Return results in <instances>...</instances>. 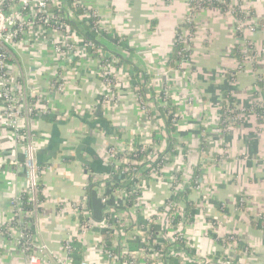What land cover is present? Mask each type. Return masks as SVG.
Listing matches in <instances>:
<instances>
[{"label":"crops","instance_id":"1","mask_svg":"<svg viewBox=\"0 0 264 264\" xmlns=\"http://www.w3.org/2000/svg\"><path fill=\"white\" fill-rule=\"evenodd\" d=\"M240 2L260 25L255 33L248 34L249 41L264 47V0ZM85 3L97 11L109 34L102 37L105 45L102 46L121 62L131 78L114 91L118 104L104 107L102 101L108 89L92 57L58 67L52 52L45 45L37 46L30 36L16 51V61L29 87L44 93L50 108L48 114L32 121L33 132L39 136L35 143L36 162L44 198L32 228L37 243L47 245L53 256L62 258L65 242L73 239L77 249L75 264H105L99 249L101 243L109 248L126 244L128 251L137 253L138 263L179 264L178 259L169 255L173 249L166 238L167 231L162 228L163 222L156 216L155 223L147 222L150 216L162 212L171 199V178L177 170L190 178L197 172L200 185L195 190L192 184L180 195L186 214L183 230L189 245L187 254L220 260L224 252L228 258L225 261L232 264H264L262 121L247 113L239 125L225 129L219 118L224 94L234 100H228L227 104L239 110L258 108L264 102V56L258 68L241 69V60L234 51L239 44L234 18L219 8H210L196 17L191 49L194 59L187 68L190 73L184 76L177 72L171 58L176 34L188 16L190 0H85ZM125 52L136 56V62L126 59ZM141 56L149 59L151 67L165 61V66L154 72L166 70L171 75L168 83L171 96L167 103L159 99L161 83L144 69ZM57 74L65 78V87L50 91ZM153 80L156 84H152ZM133 81L139 82L143 92L149 90L154 117L151 126L156 125L155 132L163 134L155 142L162 144L167 137L170 162L160 176L147 175L140 182L142 190L135 202L128 203L121 192L131 184L122 175L114 174L108 151L116 147L131 152L146 139L144 130L149 125L143 122ZM257 86L261 87L260 96L256 94ZM169 107L175 110L178 123L173 132L167 127L162 130L163 123L159 129L162 110ZM202 140L207 142L205 149L200 145ZM80 147H84L82 158L90 165L77 158ZM0 150L8 157L24 159L22 150L16 151L6 134L0 135ZM27 186L24 176H14L8 169L5 174L0 172V225L13 219L11 201ZM103 190L108 205L124 213L127 219L123 238L117 231L96 225L106 209ZM85 224L94 227L83 235ZM228 235H235L246 248L243 251L232 245L225 248L221 240ZM144 240L150 246L156 244V251H164L158 257L146 253L141 248L147 247ZM22 263L17 247L0 238V264ZM44 264L58 262L48 258Z\"/></svg>","mask_w":264,"mask_h":264},{"label":"built area","instance_id":"2","mask_svg":"<svg viewBox=\"0 0 264 264\" xmlns=\"http://www.w3.org/2000/svg\"><path fill=\"white\" fill-rule=\"evenodd\" d=\"M216 6L235 20L236 33L239 40L238 52L241 56V69L254 64V62L258 63L264 56V47L258 48L257 45L251 44L248 38V34L255 33L260 25L253 20L250 10H244L240 0H190L188 16L185 19L186 27H181L176 34L177 43L182 45L178 53V60L175 62L177 72H183L185 66L189 63V58L191 57V49L189 47L195 37L193 29L195 28L197 15L203 10L216 8ZM78 9L82 10L80 15L76 14ZM89 19H94L92 30L96 31L98 37H103L101 33L107 32V30L101 25L97 11L86 6L85 0H71V3L69 0H0V133L10 136L16 151L21 149L24 156L21 161L18 156L8 157L0 150V172L5 174L8 169L14 176H24L28 180L27 188L13 197L11 201L13 219L2 225L4 227L0 230V234L10 237L9 232H11V229L18 231L16 241L19 249L24 254L25 264H44L48 258L57 260L58 264H74L75 248L73 239L67 240L63 247L65 256L56 258L52 255L47 245L37 243L32 231L34 227L32 219L37 217L42 204L39 199L41 187L40 170L36 162L37 151L35 144L39 136L33 132L32 121L48 114L50 108L46 104L44 96L41 97L39 93L32 94L30 91L29 93L24 91V93L18 94V90L23 85L21 86L22 83H18L21 75L15 65L16 51L24 39L29 36V33H35L37 38L40 39L38 45L41 48L45 45L46 49L52 52L54 60L58 58L57 63L62 61L63 64H71L78 59L97 57V61L101 60V63L99 61L98 63L100 72H102L100 76L103 78L104 84L108 90L115 91L120 86H118L113 77V72L116 73L119 66H116L112 57L111 59L110 57L105 59L106 50L97 42V38L95 41L99 44V47L84 39L75 25ZM55 78L58 81L57 83L54 82L55 80L52 81V84L54 83L52 85L53 88L58 91L63 90L65 78L63 75ZM61 81L62 85H60ZM138 90L135 89L140 113L144 119V124L149 125L148 129L144 130L146 139L141 143L140 149L134 148L131 152L121 151L116 147H110L108 151L110 163L114 167V174H120L124 177L125 182L133 183L131 193L135 196V200L138 197V191L134 189V186L137 184L141 186L140 182L146 178L144 172L148 171V177L160 176L164 166L168 164L166 160H170L168 153L166 151L162 153L158 148V142H155L154 139L156 130L154 127L156 125L151 126L154 123V117L151 112L150 100L148 99L149 91L144 90L145 95H138ZM170 93V87H165L161 91L162 97L159 99L163 98L167 103L170 99L168 97ZM107 94L102 101L104 107H108L110 102H112V99ZM116 104H118V99L112 105L116 106ZM227 105L225 108H220L225 129H232V127L241 123L242 118L247 113L260 116L262 125H264V102L258 108L252 106L249 109L244 108L241 110L235 108V106H232L233 108L230 107L232 104ZM239 111L243 113V117H241L242 114H237ZM173 121L176 123L177 119ZM162 123L163 119H159V129L162 128ZM163 126L162 130L166 128L164 123ZM130 153H135L134 158L142 155V161H137L134 158L129 159ZM123 166L126 167L124 168ZM172 177L173 179H171L175 186L172 189L171 199L164 205L162 212L150 216L147 220L149 224H153L156 216L157 219L163 222L162 228L167 231L166 238L172 244L171 249L173 251L169 254L170 257L178 259L180 261L179 264H232L221 259H205L187 254L186 248L189 245L183 230L186 224V214L180 203V195L192 184H194L193 188H198L199 179L194 180L187 173L183 175L179 171H174ZM111 179L112 182L113 178ZM7 185L11 186L12 182L8 181ZM23 194L26 195L27 201L25 198L23 199ZM102 194L104 195L102 199L106 209L103 219L96 222V225L117 231L118 236L123 238L126 234L125 222L127 219L125 215H122L124 213L118 212L115 208L108 205V196L105 195L104 190ZM121 194L127 199V190H123ZM26 204L31 205L30 210L26 211ZM92 227L94 226L91 224H85L82 227L83 235H86ZM223 242L224 247L227 248L231 247V245L236 246L234 244L237 243V240L235 237H230ZM125 245L109 248L101 243L99 249L105 264H144L138 263L135 255L137 253L128 251ZM155 245L153 244V250H151L149 249L150 245L147 244L148 253L151 250L154 255L156 253L160 255L159 251L155 250ZM174 247L176 250H174Z\"/></svg>","mask_w":264,"mask_h":264},{"label":"rangeland","instance_id":"3","mask_svg":"<svg viewBox=\"0 0 264 264\" xmlns=\"http://www.w3.org/2000/svg\"><path fill=\"white\" fill-rule=\"evenodd\" d=\"M80 30H83V28H79ZM29 36H30V38H32L35 42H36V45H38L39 43H40V39H38L37 38V36L35 35V33H29ZM47 37H48V35H47ZM49 38V37H48ZM101 41H102V43H101ZM123 40H121L120 41V43L122 42ZM97 42H99V43H101V45H104L103 43H104V41H103V38L102 37H97ZM251 44H253V45H255L254 43H252V42H250ZM192 44H193V41H192V43H191V45H190V49H192ZM105 46V45H104ZM104 46H101L102 48H104L106 51H105V53L106 54H104L106 57H105V59H108V57H110V59H111V54H110V51L109 50H107ZM258 48H260V47H258ZM98 49H100V48H98ZM100 50H102V49H100ZM118 50H120V51H122L121 49H118ZM94 54V53H93ZM90 55H92V54H90ZM125 57H126V59H129L130 61H132L133 63L134 62H136V56H129V55H127V53L125 52ZM58 59V58H57ZM57 59H55V61H57ZM94 61H96L97 63H98V61L101 63V60L99 59L98 61H97V57H94L93 56V58H92ZM113 60H114V62L116 63V66H119L120 68H118L117 69V71H116V73H114L113 72V77L115 78V80H116V82L118 83V86H121V84L123 83V81L124 80H127V79H130L129 78V72L127 71V70H125L124 69V67L121 65V62H119V60H116V59H114V58H112ZM139 59H141L142 60V63H144V69L146 70L147 69V71H148V73H151V75L153 76V77H155V78H158V81L157 82H160L161 83V85H160V89H164L165 87H169V85H168V83H169V78H170V74H166V70H162V71H159V73H155L154 72V69H160L161 70V68L160 67H164L165 65V61H162L159 65H155L154 66V64L152 63V62H150L151 64H153V67H151V66H148V63H149V59L148 58H145L144 56L142 57H139ZM193 59H194V55H193V52H191V57L189 58V63H187V65L185 66V69H184V71L183 70H181V71H183V72H179V73H181V74H183L184 76H187V74L188 73H190L189 72V70L187 69L191 64H192V61H193ZM76 61H78V60H76ZM56 64H58V67L60 66V65H63V66H69L70 64H63L62 63V61H59V63H57L56 62ZM15 65H16V68H17V70L19 71V73H20V75H21V79L19 80V84H21V86H22V88H20L19 90H18V94H22V93H24V91H26L27 93H29V91H30V93H39L40 95H41V97L42 96H44L45 94L44 93H41L40 91H35V90H32V87L30 88L29 87V85H28V83H27V80H26V76L24 75V72L22 73V71H21V67L18 65V63H17V61H16V63H15ZM71 65H72V63H71ZM110 65V64H109ZM253 65V68H258V63H256V62H254V64H252ZM252 65H250V67L252 66ZM249 66V65H248ZM98 67L100 68V65H99V63H98ZM150 69H152V70H150ZM178 71V70H177ZM100 73V75L102 74V72H99ZM147 75V74H146ZM57 76H61V74H57L55 77H57ZM149 76V75H148ZM53 78L52 79V81L53 80H55L54 82H56L57 83V81H58V79L57 78ZM150 77V76H149ZM102 80H103V78H102ZM155 80V79H154ZM153 80V82H152V84L154 83V84H156L155 82L156 81H154ZM24 81H25V90H24ZM104 81V80H103ZM259 81H260V79H259ZM64 82H65V80H64ZM59 83V82H58ZM26 84H27V88H26ZM54 84V83H53ZM52 84V82H51V85H50V91H56L54 88H53V85ZM60 85H62V81L60 82ZM258 88H256V94H257V96H260V94H261V87L260 86H257ZM29 88L31 89V90H29ZM161 90V91H162ZM147 91H149V90H147ZM108 96H109V98H111L112 99V102H110V104H109V106H114V105H112V104H114V102H115V100L117 99V97H116V95H115V93H114V91L112 90H108V94H107ZM171 95H169L168 97H170ZM167 97V98H168ZM108 98V99H109ZM230 102L231 101H233L234 102V100L232 99V97H231V99L229 100ZM260 103H263V102H260ZM220 109V108H219ZM237 114H242V116L241 117H243V113L241 112V111H239ZM220 117H221V111H220ZM219 117V118H220ZM177 123V122H176ZM178 124V123H177ZM240 124V123H239ZM239 124H237V125H239ZM236 125V126H237ZM264 126V125H263ZM235 127V126H234ZM233 128V127H232ZM264 128V127H263ZM1 134V133H0ZM153 135V134H152ZM157 145H158V148L160 149V151L162 152V153H164L165 151H166V149L168 148L167 147V141L166 140H164V142L162 143V144H160V143H157ZM169 157V156H168ZM175 157H178L179 158V155L178 156H176L175 155ZM170 158V157H169ZM174 160H175V158H174ZM178 161V160H177ZM166 162L167 163H169L170 161H167L166 160ZM177 171V170H176ZM157 177H158V175H157ZM172 179H173V177H172ZM172 187H174L175 186V183L174 182H172ZM200 186V185H199ZM134 189L136 190V191H138V193H141V190H142V186H138V184L137 185H135L134 186ZM173 189V188H172ZM193 189H195V188H193ZM197 189V188H196ZM195 189V190H196ZM264 220V219H263ZM4 226H2V225H0V230L3 228ZM11 232H9V235H10V237H5V236H3V235H1L0 234V238H6L7 240H9V242H11V243H13L14 245H15V247H17V250H18V252L21 254V256L23 257V263L22 264H25V259H24V254L21 252V250L19 249V246H18V244H17V238H18V231L16 230V229H11L10 230ZM230 237H235L236 238V240H237V243L236 244H234V245H236V247L237 246H239V244H238V242H239V240L237 239V237L235 236V235H228V236H226L225 238H223L222 239V241H227V239L228 238H230ZM144 239V238H143ZM145 241V243L146 244H148L149 245V242L148 241H146V240H144ZM149 249H151V250H153V245L152 246H150V248ZM151 250H149L152 254H153V256L154 257H158V255H157V253L154 255V253H153V251H151ZM150 253V254H151ZM222 261H225V260H228V258L225 256V254H224V252H223V254H222V256L221 257H219Z\"/></svg>","mask_w":264,"mask_h":264},{"label":"trees","instance_id":"4","mask_svg":"<svg viewBox=\"0 0 264 264\" xmlns=\"http://www.w3.org/2000/svg\"><path fill=\"white\" fill-rule=\"evenodd\" d=\"M69 2L71 3V0H69ZM216 8H218V6H216ZM82 13V10L81 9H78L77 10V13L76 14H78V15H80ZM251 14L253 15V13L251 12ZM93 21H94V19H89V20H84L82 23H76L75 25H76V27L79 29V28H84L83 30H81V31H83V33H81V36L84 38V39H86V40H89V41H91L92 43H94L97 47H99V44L95 41L96 40V38L98 37L97 36V33H96V31L95 30H92V28H93ZM182 27H186V24H185V22H184V24L182 25ZM194 31H195V28L193 29ZM102 34V36L103 37H108L109 36V34H108V32H102L101 33ZM113 42H118V38H116ZM181 47H182V45L181 44H179V43H177V41H176V38H175V42H174V51H173V55H172V58H171V62H176L177 60H178V53H179V51L181 50ZM234 51L236 52V54H237V56H238V58H239V60H241V56H240V53L238 52V47H236V49H234ZM175 64V63H174ZM137 78V77H136ZM133 80V79H132ZM260 81H261V79H260ZM133 84L135 85L134 87H135V89H139L138 91H137V94L138 95H143L144 94V92L141 90V88H140V86H139V82H137V81H133ZM258 84H260V83H258ZM231 99V96L229 95V94H224V96H223V101H222V104H220V108H225V107H227L228 105H227V101L228 100H230ZM233 105H230V107H232ZM233 108V107H232ZM221 114H222V112H221ZM262 114V113H261ZM162 115H163V123L165 124V126L167 127V129L169 130V131H171V132H173L174 130H175V128H176V125H177V123H174V119H177V117H176V115H175V110L173 109V107H169V109L166 111V110H162ZM258 116V115H257ZM258 118H259V120H261V117L260 116H258ZM223 121H224V119L222 118V116H221V118H220V124L222 125V127H224V124H223ZM157 132V131H156ZM155 132V135H154V139H155V141L156 140H161V138H162V135H160L159 133H156ZM206 144H207V142L205 141V140H202L201 141V143H200V145L205 149V147H206ZM137 147H136V149H140L141 148V144H137L136 145ZM171 148V147H170ZM134 155H135V153H130V156H129V159H133L134 158ZM134 159H137V161H142V159H143V156L142 155H138L136 158H134ZM149 173H148V171H145L144 172V176H147ZM197 175H198V173L197 172H194L193 173V179L195 180V179H197ZM131 185L130 186H126L125 188H126V190L128 191V197H127V201H128V203H134L135 202V196L131 193V186H132V184L133 183H130ZM185 195V194H184ZM25 198V200L27 199V197H26V195H24L23 194V199ZM39 199H40V201H42L44 198H43V189H42V187H40V193H39ZM27 201V200H26ZM187 206L188 207H190L191 206V204L190 203H188L187 202ZM191 208V207H190ZM31 209V205H29V204H26V211L27 210H30ZM195 213V212H194ZM196 214V213H195ZM195 214H193V215H195ZM32 222H34V219H32ZM153 226V225H152ZM152 240V239H151ZM222 241V240H221ZM149 242V241H148ZM222 244H224V242L222 241ZM238 244H239V246H237V250H240V251H243L244 250V248H246V246L243 244V243H241V242H238ZM74 246V245H73ZM74 248H75V246H74ZM141 248H143L144 250H145V252L147 253L148 252V248L145 246L144 247V245L141 247ZM160 250V251H159ZM158 251H159V253L161 254V252H163L164 250H161V249H159ZM188 251H189V249H187ZM76 251H77V249H76ZM75 251V252H76ZM74 252V253H75ZM144 252V253H145ZM79 254V253H78ZM192 254H194L193 252H192ZM74 264H75V256H74ZM172 264H176V263H172Z\"/></svg>","mask_w":264,"mask_h":264},{"label":"water","instance_id":"5","mask_svg":"<svg viewBox=\"0 0 264 264\" xmlns=\"http://www.w3.org/2000/svg\"><path fill=\"white\" fill-rule=\"evenodd\" d=\"M84 147H80L77 151V158L85 165H90V163H88V161H86L85 159L82 158L81 156V151L83 150Z\"/></svg>","mask_w":264,"mask_h":264},{"label":"bare ground","instance_id":"6","mask_svg":"<svg viewBox=\"0 0 264 264\" xmlns=\"http://www.w3.org/2000/svg\"><path fill=\"white\" fill-rule=\"evenodd\" d=\"M126 206V205H125Z\"/></svg>","mask_w":264,"mask_h":264}]
</instances>
